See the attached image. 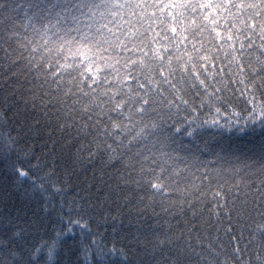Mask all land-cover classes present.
<instances>
[{"label": "snow or ice", "instance_id": "snow-or-ice-1", "mask_svg": "<svg viewBox=\"0 0 264 264\" xmlns=\"http://www.w3.org/2000/svg\"><path fill=\"white\" fill-rule=\"evenodd\" d=\"M0 157V264H264V0H0Z\"/></svg>", "mask_w": 264, "mask_h": 264}, {"label": "trees", "instance_id": "trees-1", "mask_svg": "<svg viewBox=\"0 0 264 264\" xmlns=\"http://www.w3.org/2000/svg\"><path fill=\"white\" fill-rule=\"evenodd\" d=\"M20 2L23 3L24 0H20ZM9 117L14 123L18 119L13 112H9ZM232 139L237 140L242 144H246L248 147H252L254 143H258L256 138L251 133L247 135L235 133L232 136ZM36 143L42 150L43 146L40 145L39 139L36 140ZM6 172L10 173V169H6L4 167L3 158L0 157V213H13L23 220L41 217L40 222L43 224V228L36 230V232H34V236L38 240L46 238L47 235L52 233L53 228L57 226V218L55 216L44 217L39 201L25 199L24 191L10 184L6 176ZM157 211L159 210L157 209ZM172 223L175 224L176 221H172ZM91 227L95 230V220H93V225ZM100 231L103 232L104 229L101 228Z\"/></svg>", "mask_w": 264, "mask_h": 264}]
</instances>
